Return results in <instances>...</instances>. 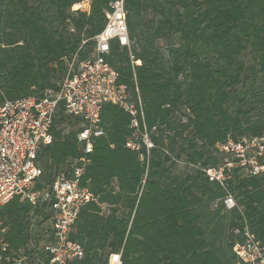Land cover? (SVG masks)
<instances>
[{
  "label": "trees",
  "instance_id": "1",
  "mask_svg": "<svg viewBox=\"0 0 264 264\" xmlns=\"http://www.w3.org/2000/svg\"><path fill=\"white\" fill-rule=\"evenodd\" d=\"M82 1L0 0V90L7 98L56 90L74 55L92 52L117 0L72 10ZM123 3L130 46L112 40L105 59L130 100L141 101L144 121L133 135L122 108L101 110L103 134L82 179L96 200L77 218L72 239L84 256L74 264H106L113 252H121L122 264H244L232 250L242 240L234 230L247 225L264 244V174L225 170L221 185L204 170L222 164L217 144L228 136L264 130V0ZM77 123L60 108L53 141L37 158L46 184L82 155ZM227 193L236 203L230 209ZM39 211L17 197L0 208L10 251L26 247L30 215Z\"/></svg>",
  "mask_w": 264,
  "mask_h": 264
},
{
  "label": "built area",
  "instance_id": "2",
  "mask_svg": "<svg viewBox=\"0 0 264 264\" xmlns=\"http://www.w3.org/2000/svg\"><path fill=\"white\" fill-rule=\"evenodd\" d=\"M75 7L72 10L78 9ZM112 40L121 47L130 46L123 0L115 1L106 13L103 29L93 37L92 52L83 59L74 55L56 90L13 99L0 90V208L17 197L34 208L42 207L41 212L47 213L51 222L33 247L10 251L3 238L7 227L0 220V264H74L83 258L84 250L72 234L81 209L96 200L82 179L89 162L87 155L92 153L95 139L103 134L101 110L108 103L122 108L131 117L133 135L144 121L141 101L136 106L130 100L127 86L105 59ZM61 107L65 115L78 120L76 138L82 155L46 184L40 179L43 170L37 158L53 141L51 127ZM144 143L152 146L147 137ZM126 146L138 149L131 140ZM217 147L226 157L218 168L204 170L210 180L223 185L224 171L230 173L233 168L248 176L264 174V130L258 135L228 136ZM223 203L227 209L236 205L229 193ZM234 234L242 238L232 248L237 259L244 264H264V244L248 226L236 228ZM106 264H122L121 252L110 253Z\"/></svg>",
  "mask_w": 264,
  "mask_h": 264
},
{
  "label": "rangeland",
  "instance_id": "3",
  "mask_svg": "<svg viewBox=\"0 0 264 264\" xmlns=\"http://www.w3.org/2000/svg\"><path fill=\"white\" fill-rule=\"evenodd\" d=\"M88 4H89V1L85 0V1H82L78 4H76L75 6L78 8H81V9H88L89 8ZM37 208L40 210L39 213L37 215H33V214L30 215V219H29V222H30V238L31 239L28 242V244L26 245L29 247H33L38 242V240L44 236V231H46L51 225V222L49 219H47V220L43 219V217L41 215L42 207L38 206ZM2 222H3V220H2Z\"/></svg>",
  "mask_w": 264,
  "mask_h": 264
},
{
  "label": "bare ground",
  "instance_id": "4",
  "mask_svg": "<svg viewBox=\"0 0 264 264\" xmlns=\"http://www.w3.org/2000/svg\"><path fill=\"white\" fill-rule=\"evenodd\" d=\"M76 5V4H75Z\"/></svg>",
  "mask_w": 264,
  "mask_h": 264
}]
</instances>
